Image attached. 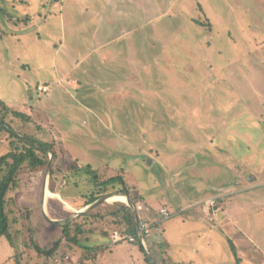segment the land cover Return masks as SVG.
<instances>
[{"label": "rangeland", "instance_id": "1", "mask_svg": "<svg viewBox=\"0 0 264 264\" xmlns=\"http://www.w3.org/2000/svg\"><path fill=\"white\" fill-rule=\"evenodd\" d=\"M50 2L0 0V99L31 116L32 122L19 121L15 128L55 144L58 168L74 181L64 186L62 178L57 190L67 199L80 198L88 182L77 186L69 170L91 162L108 177L123 176L151 212L162 201L174 208L226 191L229 197L218 200L223 214L215 232L205 234L200 224L197 239L185 236L183 247L172 246L174 258L264 264V0L125 1L120 12L111 0ZM134 25L133 37L116 38ZM68 67L72 77L75 70L86 75L76 96L82 99L83 90L81 106L95 114L85 113L70 96ZM58 77L67 85L65 103L53 105L37 84ZM10 142L8 133L0 134V157ZM254 179L262 185L242 193ZM46 183V170L24 174L9 198L31 209L34 235L50 247L62 229L47 222L45 209L58 221L78 219L81 209L50 201L56 198L44 194ZM47 189L53 192L51 180ZM215 197L200 200V206ZM188 216H173L165 228L193 230L183 227ZM94 227L103 237L120 232L108 218ZM66 247L77 262L82 248ZM13 253L7 239H0V264H15Z\"/></svg>", "mask_w": 264, "mask_h": 264}, {"label": "trees", "instance_id": "2", "mask_svg": "<svg viewBox=\"0 0 264 264\" xmlns=\"http://www.w3.org/2000/svg\"><path fill=\"white\" fill-rule=\"evenodd\" d=\"M57 1L59 0H51L50 3L52 4ZM11 20L15 21L13 18H11ZM18 21L19 20L16 22ZM3 33L2 24L0 22V35ZM0 106V134L6 132L11 139L10 151L0 157V239L6 238L10 246L14 249L12 260L15 261V264H47L48 261H55L65 256L66 253L64 251H67V244L82 248L77 262L85 264L87 260L95 259L97 253L107 247L106 245H90V243H88L90 239L88 235L91 234L92 236L97 232L94 224L102 222L107 218L111 219L113 224L118 227L120 233L136 237V242L134 243H137L142 248V243L138 237L134 212L128 205L120 202L114 204L102 202L86 213L78 216V219L66 221L60 226L62 229L61 237L50 247H43L34 235L35 229L32 226L33 213H31V209L19 207L16 200H10L9 194H12L20 187L19 182L22 175L27 173H39L46 170L49 162L48 151L55 153V161L51 171V188L54 192L52 193L61 194L57 190V185L62 178L64 180L66 179V181L63 182L64 186L70 183L74 184V181L68 178L67 172L58 168L56 163L58 162V154L55 144L52 141L49 143L44 142L39 139L37 135L29 134L24 131L23 128H15L13 126L14 123L16 124L19 121L23 123L32 122L31 116L24 111H18L7 106L1 99ZM15 131H17V134ZM94 167L95 166L92 164L81 166V168L78 166H71L69 170L70 172H75L77 175V186L80 182H88L86 193L80 195L85 200L82 207L91 205L103 197L116 195H127L136 206L137 204L139 206L140 203L144 207L147 206L142 196H133L123 176L115 175L108 177L105 172L102 171V166H97L95 169ZM83 172L84 174L81 175ZM215 198L220 202L224 199L219 196ZM11 201L14 204L13 208H17V211L10 208ZM51 201L61 203L58 200ZM144 207L141 213L147 211ZM162 209L168 208L162 207L157 210L155 209V216H159ZM168 210L172 216L178 215L177 213L174 214L170 209ZM145 221L152 225L151 234L149 236H144L150 255L155 264H167L170 260L167 247L163 248V244L149 240L153 232L159 229L163 220L157 219V221H153L152 219L146 220L145 218H140V222ZM84 237L86 238V243L84 241L82 242ZM230 243L233 248L234 244L232 241H230ZM25 255H27V257H24Z\"/></svg>", "mask_w": 264, "mask_h": 264}, {"label": "crops", "instance_id": "3", "mask_svg": "<svg viewBox=\"0 0 264 264\" xmlns=\"http://www.w3.org/2000/svg\"><path fill=\"white\" fill-rule=\"evenodd\" d=\"M111 1H112V6L118 12H120V7H121V4L123 2L128 1V2H131V3H134V4H136L138 2V0H117V3H116V0H111ZM109 4H111V2ZM109 4L107 3V5H109ZM120 19L121 18H119V21H120ZM151 21H152V18H149L148 24ZM137 29L138 28L136 27V25H134L132 28H127V31H128L127 33L120 34V35L116 36V38L117 39H121L123 37L124 38L125 37H128V38L133 37V35L136 34ZM45 38H47V37H45ZM97 38H99V32H98ZM37 39L42 40L40 37H37ZM87 51H88V49H87ZM87 53H85L81 57V60H83V58H86L85 55ZM72 67L78 68L79 66H77L76 64H73ZM63 68L66 69V67H63ZM70 72H72V68L68 67V73L67 74H69V76L71 78V81H72L71 83L73 85V86H71L69 84V82L67 84L68 86H70V88H69L70 96L77 100L76 105L79 108L81 107V109H83L84 112L86 111L85 113L90 112L89 115L95 114L93 112V110L90 109L88 106L87 107H84V106L82 107L81 106V103L84 102V95H85L83 90L81 91L82 99H78L77 96H76V92H78V89L81 88V87H84V83H83L82 80H80V78H81L80 76H82V78L86 79L87 78L86 75L85 74H80L79 72H77L75 70V71H73V73L75 72V75H73V77H72ZM106 72H110L111 73V71L108 68H107ZM109 76H110V80L114 79V77H118V76H115V75H109ZM63 83H64V77H58V79H56L55 81H54V78H52V79H44L42 81V83H38L37 86H46L48 88V92H46V93L42 92L41 94H45L46 95V99H47L48 102H50V104L57 105L60 102H64L65 103V101L62 100V96H64L65 93H66V92H64V90H65V87L67 85L63 86ZM38 93H40V92H38ZM32 94H34V92ZM79 97H80V95H79ZM64 103H62V104H64ZM23 110L24 109H22L20 111H23ZM57 134H58L57 132H54V136H57ZM89 164H91V162L87 163V165H89ZM247 180H245V181L247 182ZM256 180L257 179H254V181H253L254 183L252 184V186H247V187L245 186L242 193L257 190L258 189L257 186L258 185H262V184H257V186H255L256 185L255 184ZM246 185H247V183H246ZM250 188H253V189H250ZM228 194L229 193L226 192V191L225 192H220V194H218V195L215 192H213V194H210V195L208 193H205L204 196L201 195L200 197H198V198H201V199H199L196 203L190 204V203L187 202L188 205H186V206H184L181 203L179 205V207H174L176 210L173 207H171V204H169L168 201H162L160 203V205L158 207L159 209L162 208V207H167L174 214L177 213L178 215H186V214L189 213L188 219H186L188 221V224L186 226H183V227H190V228L193 229V230H189V231L188 230L185 231V229H183V230L181 229V233H179L175 228L172 231L170 229L165 228V223L167 221H170L171 219H173V216H172V218H170L168 220H163L161 222V225H160L159 229L157 231L153 232V234L149 237V240H151V241L153 240L155 243L158 242V243L163 244V248L167 247V250L169 251V256L168 257L170 258V260L167 262V264H196V262L199 263V261L196 260L194 255H188V257H185V258H183V257L174 258L176 255H173V249L174 248H172V246L175 245L176 248L183 247V243L186 240L185 236H187L188 238H191V236H195L194 238L197 239V237H196V233L197 232L194 229H196L200 224H203V226L200 227L201 231L204 228L207 230V232L205 234L209 235L211 231L215 232V230H216L215 223L222 216L223 211L220 212L221 214L219 213L217 216H214L213 218H209L204 213V211H205V208L203 209L204 206L203 207L200 206L201 203H199V202H200V200L203 201V199H207V197L210 198V197H214V196H216V197L219 196L221 198H225L226 199L227 197H229ZM56 195H58V197L60 196L59 199L58 198H56V199H58L61 203L64 202L70 209L76 210V209H83V208L87 207V206L86 207H82V205L84 204V201H85L84 198H82V197H80V198L73 197V198L67 199L66 197H64V196H62L60 194H56ZM141 205L142 204L140 203L139 206H141ZM158 208L154 207V209H158ZM145 209L147 210L146 207H145ZM139 212H141V211H139ZM143 213H141V214L145 215V219L146 220L147 219L148 220L152 219L153 221H157V219H161L160 215L159 216H155V213L151 212L149 210H147V211H145ZM141 214H138V215H141ZM139 220H140V218H139ZM207 222H209L210 224L207 223ZM187 229H189V228H187ZM114 234L112 236H109V237L108 236L103 237L101 234H97V235H93L92 238L89 239L88 243H90V245L91 244L106 245L107 247H105L102 251H99L97 253L95 259H89V260H87L85 262V264H150V260L148 258L147 253H146V251L149 252L147 244H146V246L141 244V246L143 248L142 249L140 247V245H138L137 243L136 244L135 243H129V242L114 243L113 242ZM177 240H181V241L178 242ZM116 246H118V248H120L121 250H118L117 252H114V247H116ZM119 246H121V247H119ZM195 246H196V243H195ZM109 250H111L110 251L111 252L110 255L108 254ZM199 250H200V248L198 250H196V252H199ZM112 252H114V253H112ZM149 254H150V252H149ZM66 255H68V254H66ZM10 258H11V256L6 261V263H9ZM71 261L73 262L72 258H71ZM73 264H80V263L79 262H73ZM199 264H205V263H203V262L201 263L200 262Z\"/></svg>", "mask_w": 264, "mask_h": 264}, {"label": "built area", "instance_id": "4", "mask_svg": "<svg viewBox=\"0 0 264 264\" xmlns=\"http://www.w3.org/2000/svg\"><path fill=\"white\" fill-rule=\"evenodd\" d=\"M40 92L46 93L48 91V88L45 86H40L38 88ZM205 208V211L209 214L210 217L217 216L221 212V208L219 205V202L216 198L210 199L206 202V205L203 207ZM140 211L143 210L142 205L138 207ZM209 209V210H208ZM161 219L162 220H168L172 217L170 211L168 209H162L160 211ZM140 232L141 234H138V237L141 241V243L146 246V241L144 236H149L152 231V225H150L147 221L145 222H140ZM113 242L114 243H120V242H129V243H134L136 242V237L129 235V234H122L120 232H116L113 237ZM73 264L71 261V257L69 255H65L64 257L58 258L54 261V264Z\"/></svg>", "mask_w": 264, "mask_h": 264}, {"label": "water", "instance_id": "5", "mask_svg": "<svg viewBox=\"0 0 264 264\" xmlns=\"http://www.w3.org/2000/svg\"><path fill=\"white\" fill-rule=\"evenodd\" d=\"M16 133V132H15ZM17 134V133H16ZM38 146V145H36ZM48 154H49V162H48V165L46 167V175H47V183L45 184V189H44V194L46 195V193L48 192V189H47V185H48V180L50 181L51 180V171H52V165H53V162H54V159H55V153H53L52 151H48ZM112 197V196H111ZM111 197H103L99 200H97L95 203L87 206L86 208H83L81 209L80 211H76L77 213V216L89 211L91 208L95 207L96 205L104 202V201H110V198ZM125 197V196H124ZM127 198V205L133 210L134 212V215H135V221H136V227H137V232L138 234L140 235L141 232H140V229H141V226H140V220H139V215H138V210L136 208V206L130 201V199L128 197H125ZM45 219L47 220V222H49L51 225H54V226H61L63 223H65L66 221H69L71 218H67L66 220L64 221H58V220H53V219H50L48 216L45 215ZM147 255H148V258L150 260V264H155L153 258L151 257V255L149 254L148 251H146Z\"/></svg>", "mask_w": 264, "mask_h": 264}, {"label": "bare ground", "instance_id": "6", "mask_svg": "<svg viewBox=\"0 0 264 264\" xmlns=\"http://www.w3.org/2000/svg\"><path fill=\"white\" fill-rule=\"evenodd\" d=\"M47 198H60V196L58 197V195L56 196V194H53L52 192L48 191L47 192ZM52 200H54V199H52ZM110 201H114V202L115 201H123L124 202V201H126V198L124 196H122V195H116V196H112L110 198ZM47 207H48V204H47ZM45 214L48 215L47 212H46V209H45Z\"/></svg>", "mask_w": 264, "mask_h": 264}]
</instances>
